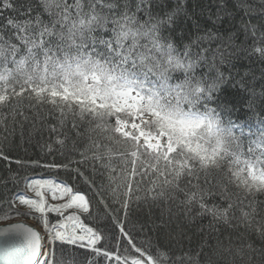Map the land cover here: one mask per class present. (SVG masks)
I'll return each mask as SVG.
<instances>
[{"label":"snow or ice","instance_id":"obj_1","mask_svg":"<svg viewBox=\"0 0 264 264\" xmlns=\"http://www.w3.org/2000/svg\"><path fill=\"white\" fill-rule=\"evenodd\" d=\"M155 5L156 0H139L134 6L118 0L113 4L74 0L69 5L65 0L45 20L41 14L33 15L35 9L27 0L19 8L13 0H0V13H17L12 18L0 16L4 20L0 23V107L14 113L4 118V131L9 119L13 128L49 118L63 126L69 116L73 128L94 125L89 131L107 133V139L119 146L115 159L111 151L108 161L103 151L91 157L107 173L99 176L107 184L97 187L104 193L111 190L125 215L141 199V192L145 199L151 193L155 203L165 197L173 201L172 193L180 191L186 196L185 208L198 203L202 213L214 217L215 205L209 208L207 202L226 205L219 215L231 212L243 219L252 243L243 238L225 242L221 234L213 244L210 234V247L202 248L198 258L187 253L177 256L176 251L183 250L171 248V255L153 254L150 245L134 243L124 224L118 237L93 224L90 218L99 220V210L83 190L63 180L31 178L26 187L35 198L18 192L4 205L17 215L32 214L37 223L0 228V235L12 234L10 241L18 238L25 253L23 264H66L69 249L103 256L107 264H256L257 259L264 264V200L258 199L264 196V118L233 119L239 109L229 99V88L238 93L249 89L234 84V76L216 68L217 59L235 68L232 60L238 55L230 53L232 45L224 41L217 49L201 48L203 37L179 47L167 42L160 32L172 16L153 22ZM140 12L148 19L141 22L136 15ZM245 33L264 44V31L246 24ZM207 38L211 43L218 37L209 30ZM254 51L264 58V47ZM46 105H50L47 116L41 111ZM49 131H57L56 126L50 125ZM0 158L8 159L2 152ZM88 183L92 191L95 181ZM46 193L62 202L49 204ZM0 214L7 219L4 206ZM51 214L54 221L49 219ZM105 240H115L116 251L99 247ZM256 243L261 245L258 250ZM11 249L9 242L4 254Z\"/></svg>","mask_w":264,"mask_h":264},{"label":"trees","instance_id":"obj_2","mask_svg":"<svg viewBox=\"0 0 264 264\" xmlns=\"http://www.w3.org/2000/svg\"><path fill=\"white\" fill-rule=\"evenodd\" d=\"M64 2L65 0H27V3L35 9L33 15L41 14L45 20L56 11L57 4L62 5ZM66 2L72 5L74 0H66ZM102 2L113 4L117 0H102ZM118 2L134 6L139 3V0H118ZM13 3L19 8L25 0H13ZM20 10L23 11V9ZM262 13H264V0H156L152 17L155 22L156 19L165 21L168 16H172L171 23L162 25L160 35L166 37L167 42H171L176 47L188 45L197 37L204 38L201 48L217 49L222 41L232 45L229 52L238 55V59L232 60L235 68L228 63L221 64L218 59L216 68L225 76L229 74L234 76V84L242 83L249 89L248 92L238 93L235 87L229 88V99L234 100L239 109L233 119L236 116L241 119L251 117L255 122L258 118H264V111H261L264 108V58H261L254 49L264 47V44L260 40L255 42L250 40L245 33V25L247 24L249 28L255 26L260 31H264V28H261V24L264 23ZM136 15L141 22L148 19L143 12ZM0 16L12 18L17 16V13L5 10L0 13ZM3 22L4 20L0 19V23ZM209 30L218 37L211 43L207 38ZM192 51L197 52L199 49L193 48ZM203 70L208 71L207 68ZM23 107L25 109L29 107L27 99ZM49 107L50 105H46L41 109L45 116ZM13 115L14 113L0 107V152L8 157L7 160L0 158V206H4V211L7 212V219L0 214V223L34 219L32 214L22 216L8 210L4 202L12 199L18 192L25 193L28 179L34 176H46L58 181L63 180L83 190L89 196L91 203L99 210V220L90 219L93 224L99 223L102 231L118 237L119 226L124 224L125 231L135 237L134 243H137V246H140L139 242H144L146 246L150 245L153 254L160 252L166 256L171 255L169 251L171 248L183 250L176 251L177 256L187 253L188 256L198 258L197 254L202 248L210 247L208 244L210 234L213 244L221 239V234L225 242L229 239L237 241L243 238L247 243H252L249 233L245 232L243 219L231 212L224 217L219 215L225 211L226 205L209 200L207 202L209 208L215 205L213 211L217 215L214 217L212 213H202L198 203L185 208L186 196L180 191L172 193L173 201L165 197L155 203L151 200V193L145 199V194L141 192L139 193L141 199L132 203L125 215L118 198L112 197L111 190L104 193L97 187L107 184V179L99 178L100 175L107 177V173L100 170V162L92 160L91 157L98 151H103L104 159L108 161V153L111 151V158L115 159L116 150L119 147L114 141L107 139V133H92L89 127L94 125H85L82 129L73 128L70 116L66 118L63 126L56 119L49 118L44 123L39 120L35 124L31 121L26 122L23 127L17 123L13 128L12 120L9 119L8 131L5 132L4 118ZM50 125H55L57 131H49ZM58 141L64 143L61 144ZM17 161L20 163H16ZM37 164L41 166L38 167ZM52 164L61 165V167H42V165ZM78 172L83 173V176H79ZM93 180L95 181L92 185L93 190L88 191V182ZM148 187L150 188L151 185ZM180 188H184L183 183L180 184ZM94 193L99 194L94 195ZM258 199L264 200V196ZM38 215L36 213V216ZM49 219L54 221L56 217L51 214ZM34 220L37 222L36 219ZM114 245L115 240H105L99 247L114 252L116 251ZM253 246L258 250L261 245L256 243ZM65 261L66 264H93V262L107 264L103 256H96L86 250L69 249L65 255ZM112 264H115V261H112ZM256 264H259V259Z\"/></svg>","mask_w":264,"mask_h":264},{"label":"water","instance_id":"obj_3","mask_svg":"<svg viewBox=\"0 0 264 264\" xmlns=\"http://www.w3.org/2000/svg\"><path fill=\"white\" fill-rule=\"evenodd\" d=\"M12 223H23L29 226H33L32 224L24 220H17ZM8 224L9 223L1 224L0 228L7 227ZM10 236H12V234L0 235V264H23L25 253L22 251V246L20 245L18 238L12 239L10 241ZM9 242L12 243V249L10 251V254L6 256L3 252V248Z\"/></svg>","mask_w":264,"mask_h":264},{"label":"rangeland","instance_id":"obj_4","mask_svg":"<svg viewBox=\"0 0 264 264\" xmlns=\"http://www.w3.org/2000/svg\"><path fill=\"white\" fill-rule=\"evenodd\" d=\"M32 178H45V179H48V178H50V177H46V176H34V177H32ZM31 179V178H30ZM30 179H28L27 180V182H26V185H27V183H29L30 182ZM51 179H53V178H51ZM26 196H28L29 198H35V193L33 192V191H31L30 189H28L27 187H26V191H25V193H24ZM46 195H47V201H48V203L49 204H51V203H61L62 201H60V200H53V199H51V195L50 194H47L46 193ZM24 209H27V206H24ZM38 214V213H37ZM55 215V214H54ZM19 220H24V219H19ZM18 220V221H19ZM24 221H26V222H28V223H30V224H32V225H35L37 222L34 220V219H28V220H24ZM1 224H3V223H0V225Z\"/></svg>","mask_w":264,"mask_h":264}]
</instances>
